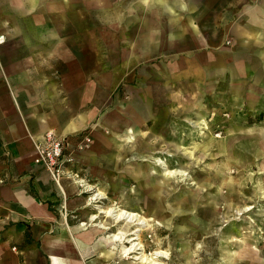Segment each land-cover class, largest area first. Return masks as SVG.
Returning a JSON list of instances; mask_svg holds the SVG:
<instances>
[{
	"label": "crops",
	"instance_id": "1",
	"mask_svg": "<svg viewBox=\"0 0 264 264\" xmlns=\"http://www.w3.org/2000/svg\"><path fill=\"white\" fill-rule=\"evenodd\" d=\"M0 36V264H116L100 253L99 242L111 251L102 230L83 225L80 181L57 187L33 163L35 142L52 132L73 146L101 108L103 78L110 92L124 76L223 83L264 69V0H17L0 4ZM117 118L126 126L117 112L100 126ZM128 132L125 141L135 140ZM94 147L81 164L97 161ZM118 156L109 151L103 162ZM125 171L138 181V170ZM154 179L156 204L145 206L158 214ZM262 256L239 264H264Z\"/></svg>",
	"mask_w": 264,
	"mask_h": 264
},
{
	"label": "rangeland",
	"instance_id": "2",
	"mask_svg": "<svg viewBox=\"0 0 264 264\" xmlns=\"http://www.w3.org/2000/svg\"><path fill=\"white\" fill-rule=\"evenodd\" d=\"M51 1L57 0H46ZM254 74L223 83L218 77L131 75L118 77L110 92V78H103L107 94L101 108L76 137L87 136L90 142L74 154L75 171L84 182L79 189L90 203L84 211H111L94 222L83 211L82 222L109 228L100 238L113 252L102 247L114 255L113 263L140 264L132 259L139 251L123 253L130 244L113 240L126 227L125 221L112 219L121 211L144 220L129 229H141L138 241L145 255L165 253L157 259L160 264H239L252 262L255 254L264 258V69L255 66ZM115 112L127 127L119 118L111 119L110 130L101 127ZM122 126L120 133L115 131ZM129 129L136 139L125 141ZM93 146L97 161L81 164L78 155ZM109 151L119 154L114 166L103 162ZM130 167L138 170V181L126 173ZM148 175L160 184L158 214L145 206L156 204ZM97 193L104 198L90 200Z\"/></svg>",
	"mask_w": 264,
	"mask_h": 264
},
{
	"label": "built area",
	"instance_id": "3",
	"mask_svg": "<svg viewBox=\"0 0 264 264\" xmlns=\"http://www.w3.org/2000/svg\"><path fill=\"white\" fill-rule=\"evenodd\" d=\"M4 40V36H0V43ZM90 139L87 136H80L76 141L73 150H68L66 139L56 136L52 132H47L42 138L34 144L35 158L33 163L45 169L53 182L60 187L62 179L67 180H83L79 179L78 173L75 171L76 156L75 152L82 151L88 144ZM78 187L80 183H77Z\"/></svg>",
	"mask_w": 264,
	"mask_h": 264
},
{
	"label": "bare ground",
	"instance_id": "4",
	"mask_svg": "<svg viewBox=\"0 0 264 264\" xmlns=\"http://www.w3.org/2000/svg\"><path fill=\"white\" fill-rule=\"evenodd\" d=\"M128 136V135H127ZM72 181H80V185L81 186H84V182L81 181V180H72ZM79 183V182H77ZM76 183V184H77ZM104 198V196H102L101 193H97V194H94L93 196L90 197V200H96V199H101V198ZM90 203H87V205H89ZM248 209V208H247ZM111 211H99L96 215H89V213H86L87 214V219L88 221H96L101 214H104V215H108ZM98 215V216H97ZM113 219V222H120V221H125V229H120L118 231V233L116 234H113L112 237H113V240L114 241H119V242H122V243H127V244H130V247H123L122 251L123 253H134V251H139L138 253H136L137 255L132 258V259H136V260H140V264H160L159 262H157V259L158 258H165L164 257V252L162 251H156L154 252L153 254H151L150 256L149 255H145L144 253H142V246H141V242H139V238H138V232L141 231V229L135 227L134 229L130 228L129 229V226L132 224V226H141L143 224V221L142 219L137 218V214H131V213H128L126 211H121L120 213L114 215L112 217ZM142 220V221H141ZM137 221V222H136ZM141 221V222H140ZM134 224V225H133ZM83 225H87L86 223H84ZM97 231L98 230H109L108 227H106L105 224H102L101 222L100 223H96L93 225ZM137 240V242H136ZM98 246L101 250V254H102V257L103 258H110L111 255L107 254L104 250H103V244L102 243H98Z\"/></svg>",
	"mask_w": 264,
	"mask_h": 264
}]
</instances>
